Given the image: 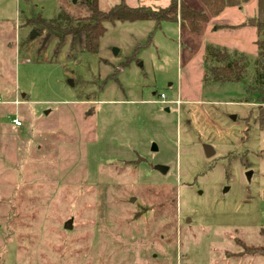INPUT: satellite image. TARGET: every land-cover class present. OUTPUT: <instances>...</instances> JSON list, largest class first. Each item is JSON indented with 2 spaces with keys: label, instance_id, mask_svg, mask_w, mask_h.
Returning a JSON list of instances; mask_svg holds the SVG:
<instances>
[{
  "label": "rangeland",
  "instance_id": "374dc122",
  "mask_svg": "<svg viewBox=\"0 0 264 264\" xmlns=\"http://www.w3.org/2000/svg\"><path fill=\"white\" fill-rule=\"evenodd\" d=\"M59 9L88 16L81 0H0V264H264L242 256L264 246L256 0L198 34L106 24L90 55L82 36L59 44L40 33L36 20ZM212 49L243 55L245 82H206Z\"/></svg>",
  "mask_w": 264,
  "mask_h": 264
},
{
  "label": "trees",
  "instance_id": "16d2710c",
  "mask_svg": "<svg viewBox=\"0 0 264 264\" xmlns=\"http://www.w3.org/2000/svg\"><path fill=\"white\" fill-rule=\"evenodd\" d=\"M88 11L84 18H73L59 9L53 19L45 21L38 19L35 24L40 33H47L59 44L67 39L73 40L82 36L83 54H96L99 41L104 35L106 24L115 22H153L155 28L163 23L176 24L180 31L198 34L202 26L210 19L219 16L225 9H241L251 0H198L201 8H193L188 0H169L167 6L159 9L146 7H130L122 0L118 5L101 11L98 0H81ZM254 46L256 59L254 61V76L252 88L257 104L264 105V0H256ZM151 38V37H150ZM212 63L205 69L204 80L219 85L226 83L245 82L246 59L243 55L227 51L214 50L209 54ZM264 239V229H260ZM242 256L251 253L264 258V246L256 249H242Z\"/></svg>",
  "mask_w": 264,
  "mask_h": 264
},
{
  "label": "water",
  "instance_id": "95a60500",
  "mask_svg": "<svg viewBox=\"0 0 264 264\" xmlns=\"http://www.w3.org/2000/svg\"><path fill=\"white\" fill-rule=\"evenodd\" d=\"M254 24V21H251V25H253ZM37 36V34L34 32V31H32L31 32V34H30V38L31 39H33V38H35ZM213 50H211V52H212ZM168 109H166V111H167ZM48 114V112H45V115H47ZM203 150H204V153H205V156L207 157V158H210V157H212L213 155H214V151H213V149L210 147V146H204L203 147ZM157 171H159L160 173H162L163 175H165L166 173H167V169L165 168V167H162V166H157L156 168H155ZM250 175H251V173L250 172H247L246 173V176L247 177H250ZM131 203H133L134 202V199H132L131 201H130ZM65 229H70V224L68 223L67 225H65Z\"/></svg>",
  "mask_w": 264,
  "mask_h": 264
},
{
  "label": "built area",
  "instance_id": "2783aa9c",
  "mask_svg": "<svg viewBox=\"0 0 264 264\" xmlns=\"http://www.w3.org/2000/svg\"><path fill=\"white\" fill-rule=\"evenodd\" d=\"M158 101L160 103H167V104H169V103L178 104L179 103L178 101H176V102L175 101H173V102L167 101V98H166V96L163 93L159 94V100ZM13 104L17 105V103H13ZM0 105H5V103H4V101H3V99L1 97H0ZM8 118H9V122L12 125L13 128L19 129V128L22 127V122L18 118H15L13 116H8Z\"/></svg>",
  "mask_w": 264,
  "mask_h": 264
},
{
  "label": "crops",
  "instance_id": "0c3cea01",
  "mask_svg": "<svg viewBox=\"0 0 264 264\" xmlns=\"http://www.w3.org/2000/svg\"><path fill=\"white\" fill-rule=\"evenodd\" d=\"M194 1H195V0H188V3H189L190 5H193L192 2H194ZM190 2H191V3H190ZM200 8H201V6H200ZM197 9H198V8H197ZM225 10H228V9H225ZM225 10H224L221 14H223V13L225 12ZM214 18H216V17H214ZM210 19H211V18H210ZM210 19H209V20H210ZM209 20H208V21H209ZM206 24H207V23H205V25H206ZM219 25H220V26H224V25H222V24H220V23H219ZM212 50H214V49H212ZM22 96H24V95H22ZM162 104H167V103H162ZM169 104H171V103H169ZM11 126H12V125H11ZM14 129H15V128H14ZM19 129H20V128H19Z\"/></svg>",
  "mask_w": 264,
  "mask_h": 264
}]
</instances>
